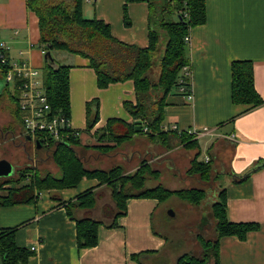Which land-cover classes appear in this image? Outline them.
<instances>
[{
  "label": "crops",
  "instance_id": "crops-1",
  "mask_svg": "<svg viewBox=\"0 0 264 264\" xmlns=\"http://www.w3.org/2000/svg\"><path fill=\"white\" fill-rule=\"evenodd\" d=\"M205 2L206 22L191 28L190 42L186 43L193 98L188 101L179 92H170L164 106L163 125H177L179 130L207 129L201 135L193 136L198 140V146L195 153L186 151L185 158L189 163L198 151L201 153V141L204 142V160H209L213 173L210 194L206 190V196L210 198L208 203L211 205L224 188L228 220L259 225L244 240L235 236L220 238L219 264H264V165L242 181H236L237 176L264 161V102L245 110L246 106L234 104L230 96V64L233 60L247 59L253 63L254 86L264 101V0ZM124 5L129 24L124 22ZM81 8L84 17L105 21L115 38L139 47L148 45L146 2L82 0ZM38 40V19L27 7V0H0V43L8 47L9 60L27 59L39 69L43 78L44 54ZM70 56L71 63H64L70 66V123L79 131L73 148L84 166L108 169L119 165L127 174L137 170L142 161L149 162L154 172L146 173L145 182L163 185L165 169L170 176L165 187L171 190L179 189V185L185 187L194 180V175L189 176L185 172L188 164L180 168L176 163L177 155L172 153L180 144L175 131L168 140L172 147L170 156L165 159L162 155H168V152L160 144L150 142V136L146 135L148 140L140 134H135L114 150L102 153L98 146L106 142L99 141L93 133L109 118H121L126 122L133 120L123 102H135L134 84L128 79L101 88L88 59L76 54ZM93 99L99 102L98 121L86 131V104ZM152 163L157 164L154 166ZM14 172L0 178L7 179ZM220 174L225 175L226 186L217 183ZM89 188L97 194L95 205L73 214L110 222L107 210L114 207L110 188L99 185L95 178H82L76 186L58 190L62 196L60 201L52 199V194L45 190L43 194L40 191L41 195L30 203L0 206V228L15 227L16 245L32 251L27 264H175L177 258L186 253L184 250L177 255L166 252L171 242L169 236L154 229L153 224L154 215L160 209L158 200L134 196L127 198L126 213L117 218V226L101 224L97 244L78 248L76 222L67 214L64 205ZM203 211L207 217V211H210ZM208 219V227H214L212 216ZM200 233H194L192 240H198L202 236ZM31 247L35 249L31 250ZM138 253L143 255L131 256ZM171 256H175L174 259Z\"/></svg>",
  "mask_w": 264,
  "mask_h": 264
},
{
  "label": "trees",
  "instance_id": "trees-1",
  "mask_svg": "<svg viewBox=\"0 0 264 264\" xmlns=\"http://www.w3.org/2000/svg\"><path fill=\"white\" fill-rule=\"evenodd\" d=\"M125 1L147 3L148 45L146 47H139L115 38L111 34L110 26L102 19L84 17L81 8L82 0H27V7L35 13L38 19V46L41 50L44 52L49 50L52 56L55 50H62L87 58L90 67L95 71L97 85L101 88L113 82L128 79L133 81L135 102L128 100L123 102L124 108L133 120L126 122L121 118H109L103 127L96 129L93 133L99 141L106 142L98 146L104 154L114 150L135 134H145L151 139L159 138L169 144L168 140L174 135L172 133L174 130L166 129L163 125L166 98L172 90L178 93L180 78L183 79L182 83L186 89L190 87V82H187L181 73L182 67L189 63L184 36L188 34L189 29L206 22L205 0ZM124 22L129 24L125 5ZM0 54L6 58L4 63L0 60V77L5 79L9 68V58L7 51L2 47H0ZM44 63L42 85L47 94L51 112L70 118V66L58 62L55 57H53V62L44 59ZM156 65H158V73L155 76L152 67ZM230 69L231 101L234 104L246 106L245 110L261 105L264 101L254 86L252 61L233 60ZM4 93L12 101L17 123L21 128L22 120L16 96L12 94L7 82ZM98 104V99H93L86 104V131H89L98 121ZM144 127L147 128L146 132L143 131ZM175 136L179 142L184 137L193 138L186 130L177 132ZM192 140L197 147L198 140L195 138ZM40 142L43 147L41 140ZM75 142H77V137L69 135L51 147V156L55 165L59 167V176L51 177L47 174L45 177H38L35 166L26 165L18 173L21 179H29V183L11 187L6 194L0 196V206L30 203L39 197L37 191L48 188L61 190L76 186L82 178H95L99 181V185H106L110 188L111 199L114 202V207L107 210L111 218L110 222H103L90 216L77 217L73 214L78 210H89L95 205L97 194L92 188L78 193L75 198L64 205L67 214L76 222L77 246L84 248L97 244L98 228L101 224L107 227L118 225L117 218L126 213V200L129 197H154L160 203L168 194L175 193L190 202L198 203L205 196V191L202 189L169 191L160 184L144 188L142 185L146 176L143 173H145V167L149 168L145 161L141 162L137 170L127 174L122 173V167L119 165L108 169L88 168L84 166L83 160L73 148ZM199 155L198 151L193 159L196 167L192 163V168L201 171V176L206 174L208 179L211 173L209 160H199ZM263 165L264 161H259L237 176L236 181H242ZM3 184L1 182L0 186ZM52 195L60 196L59 193H52ZM55 198L59 200L61 197ZM211 213L212 218L215 219L214 241L198 237L202 245L199 256L184 253L177 258L175 264H219L218 243L220 238L235 236L244 240L250 231L259 227L256 222L228 220L224 188L219 191L218 198L212 203ZM15 231V227L0 228L2 264H27L32 254L30 249L16 245ZM141 255L143 253L131 256Z\"/></svg>",
  "mask_w": 264,
  "mask_h": 264
},
{
  "label": "rangeland",
  "instance_id": "rangeland-1",
  "mask_svg": "<svg viewBox=\"0 0 264 264\" xmlns=\"http://www.w3.org/2000/svg\"><path fill=\"white\" fill-rule=\"evenodd\" d=\"M84 6H86V1L83 2ZM36 48V47H35ZM37 49V48H36ZM71 54L62 51V50H55L53 52V57H55L58 62L60 63H71ZM70 57V58H69ZM153 74L156 76L158 73V65L155 67H152ZM6 91V81L4 78L0 77V159L6 158L15 167L14 175L7 178L9 180H5V178H0V183L3 182L4 184L0 186V196L7 193V191L14 186H21L24 183H29V179H21V175H19L18 171L20 169H23L26 165H34L36 168V173L38 177H45L47 174L51 177H56L60 175L59 167L55 165L54 159L51 156L52 149L47 148L46 146H43L39 149H36L31 142L26 143L20 136V126L17 123L16 115L14 113V109L12 106L11 99L7 98V94L4 93ZM174 92V90H172ZM167 126V125H166ZM165 126V127H166ZM168 129V128H166ZM142 137H145V139H148L145 134H140ZM192 135V134H190ZM167 136V135H166ZM193 136V135H192ZM194 138V137H193ZM193 138L190 137H184L183 139H180V144L177 145V149L173 151L172 153L176 154V163L180 168L185 167L186 164H188L186 167V174L189 176H195L194 180L190 181L188 184L185 185V187L178 186L179 189L175 190H191V189H202L205 191L204 198H201L198 203L190 202V200L178 196L175 193L168 194L161 202H160V209L156 212L153 219L154 229L161 231L163 234H166L169 236L170 244L168 245L166 252L175 254L182 252V250L186 251V253L199 256V250L202 249V245L200 243V240H192V236L194 233H200L204 239H209L210 241H214L215 235L213 234V230L215 229L212 225L208 227L209 225V219L212 215V204L210 205L208 203V200L210 199L208 196H206V190L208 194H210V187L212 186V178L213 173L211 171L210 178L207 179V175L203 174L201 176V171L196 170L192 168L193 159H195V155L190 160V162H187V159L185 158V152L191 151L190 153H195V149L197 148L196 145L193 142ZM166 140V139H165ZM152 143H158L163 147V150L168 152V155H162V159H165V157L170 156V145H168L165 141L162 142L159 138H152L149 140ZM179 141V140H178ZM131 143V142H129ZM133 143V142H132ZM131 143V144H132ZM135 144V143H134ZM176 148V147H175ZM174 149V148H173ZM206 146L203 141H201V153L199 155V160H204V157L206 155ZM28 154V157L25 155ZM192 157V154H190V158ZM197 160V159H196ZM198 161V160H197ZM149 168L145 167V173H143L146 176V173L148 171L152 174L153 166L151 167L149 165V162H147ZM157 163H152V165H156ZM87 165V164H86ZM92 165H89L91 167ZM193 166L196 167L193 163ZM88 167V165H87ZM163 168V167H161ZM123 173V172H122ZM166 179L164 180V184L161 183L160 186L168 185V180H170L169 172H167L165 169L162 173ZM156 177H159L158 175H155ZM16 181V182H9V181ZM196 180V181H195ZM5 181V182H4ZM217 183L222 184V186H226L225 183V175L220 174L217 178ZM8 182V183H6ZM154 181H146L143 183V187L150 188L155 186ZM214 185V183H213ZM169 191H174L169 188H166ZM45 190H48L50 195L52 193H59L58 190H55V188H48L41 190L42 194L43 192H46ZM52 191V192H51ZM40 191H37L38 196ZM60 195V194H59ZM52 199H56V201H60L62 199V196H50ZM55 197H61L59 200ZM208 209L210 212L207 211V217H206V210ZM168 211H173L174 215H168ZM202 212V216L200 218V213ZM214 220V226H215V219ZM215 231V230H214ZM175 256H171L172 259H174ZM176 263V262H175Z\"/></svg>",
  "mask_w": 264,
  "mask_h": 264
},
{
  "label": "built area",
  "instance_id": "built-area-1",
  "mask_svg": "<svg viewBox=\"0 0 264 264\" xmlns=\"http://www.w3.org/2000/svg\"><path fill=\"white\" fill-rule=\"evenodd\" d=\"M190 30L184 36L185 43L190 42ZM0 47L6 51L8 50L4 43H0ZM42 52L43 54L45 53L43 50ZM0 60L2 63L5 62L6 58L3 54H0ZM181 72L186 81L189 82L191 74L189 65H184ZM40 77L39 69L33 67L27 59L9 60L5 81L8 83L12 94L16 96L17 107L22 120V126L19 131L20 136L23 140L27 135L30 136V141L34 145L35 141L40 139L44 146L51 149L55 143L67 138L69 135L78 136L79 131L72 127L69 117L51 112V106L42 85V77ZM182 81L183 79L180 78L178 92L186 100L191 101L193 98L191 85L189 89H186ZM165 128L172 129L178 133L183 131L179 130L177 125H170ZM206 130L189 128L186 131L197 137ZM143 131L146 132L147 128L144 127ZM34 249V247H31V250Z\"/></svg>",
  "mask_w": 264,
  "mask_h": 264
},
{
  "label": "water",
  "instance_id": "water-1",
  "mask_svg": "<svg viewBox=\"0 0 264 264\" xmlns=\"http://www.w3.org/2000/svg\"><path fill=\"white\" fill-rule=\"evenodd\" d=\"M43 56H44V59H47L50 62H53V56L49 50L46 51ZM25 138L29 139V136L27 135ZM40 144H41L40 140H36L35 148L36 149L41 148ZM13 172H14V166L12 165V163L5 158L0 159V177H8L12 175ZM168 215H174V212L168 211Z\"/></svg>",
  "mask_w": 264,
  "mask_h": 264
},
{
  "label": "flooded vegetation",
  "instance_id": "flooded-vegetation-1",
  "mask_svg": "<svg viewBox=\"0 0 264 264\" xmlns=\"http://www.w3.org/2000/svg\"><path fill=\"white\" fill-rule=\"evenodd\" d=\"M24 141H25L26 143L31 142V141H30V136H29V139H26V138H25Z\"/></svg>",
  "mask_w": 264,
  "mask_h": 264
}]
</instances>
